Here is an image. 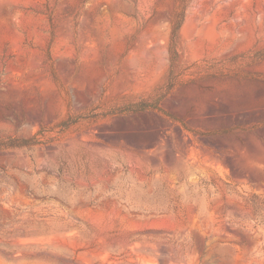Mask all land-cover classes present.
I'll use <instances>...</instances> for the list:
<instances>
[{"label":"rangeland","instance_id":"1","mask_svg":"<svg viewBox=\"0 0 264 264\" xmlns=\"http://www.w3.org/2000/svg\"><path fill=\"white\" fill-rule=\"evenodd\" d=\"M0 0V264H264V0Z\"/></svg>","mask_w":264,"mask_h":264},{"label":"trees","instance_id":"2","mask_svg":"<svg viewBox=\"0 0 264 264\" xmlns=\"http://www.w3.org/2000/svg\"><path fill=\"white\" fill-rule=\"evenodd\" d=\"M187 6V0H179V4L176 8L175 17L170 21L171 23V36H170V56H171V69L169 74V80L167 83V89H171L176 83L179 73L175 72V62L178 58L177 43L179 38V30L185 15Z\"/></svg>","mask_w":264,"mask_h":264}]
</instances>
